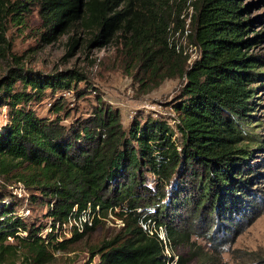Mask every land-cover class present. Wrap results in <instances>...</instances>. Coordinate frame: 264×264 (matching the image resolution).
Returning a JSON list of instances; mask_svg holds the SVG:
<instances>
[{"label": "trees", "instance_id": "trees-1", "mask_svg": "<svg viewBox=\"0 0 264 264\" xmlns=\"http://www.w3.org/2000/svg\"><path fill=\"white\" fill-rule=\"evenodd\" d=\"M33 6L42 20L41 40L51 43L77 30L90 35L89 45H121L130 58L127 70H143V88L149 80H185L172 103L173 123L148 115L126 128L97 88H79L88 78L79 69L27 67L12 50L9 26L25 24ZM250 9L241 0H197L186 9L177 0H0V60H12L0 78V110L8 111L0 126V183L19 185L28 203L45 208L31 219L16 193L0 190V262L20 254L30 264H46L107 220H121L113 237L91 245V264L94 257V264H170L174 255H166L159 235L142 222L164 226L174 244L188 243L190 235L179 231L172 210L215 208L238 223L235 214L250 209L241 205H251L238 194L253 155L244 124L250 122L253 83L264 77V57L250 53L264 38L250 36L255 20L244 16ZM74 39L72 50L80 41ZM184 39L200 47L193 61ZM68 91H94L93 111L65 122L72 113L63 96ZM49 94L58 96L49 108L54 117L34 108ZM33 206L26 209L32 213ZM87 209L95 220L83 232L63 239L45 233L51 223ZM188 260L179 256L177 264Z\"/></svg>", "mask_w": 264, "mask_h": 264}, {"label": "rangeland", "instance_id": "rangeland-1", "mask_svg": "<svg viewBox=\"0 0 264 264\" xmlns=\"http://www.w3.org/2000/svg\"><path fill=\"white\" fill-rule=\"evenodd\" d=\"M182 8L197 0H177ZM244 7L250 6V10L244 16L249 20H255L250 36L264 33V0H241ZM31 14L26 16L25 24L14 25L10 23L9 37L13 43L12 50L22 57L24 64L35 70L45 73L64 71L66 69H79L88 78L79 84L84 90L86 83L97 88V96L103 98L105 104L121 112L122 123L128 128L129 123L135 118L145 119L148 115L167 119L173 123L176 112L172 103L181 93L184 81L181 78H170L164 81L149 80L143 88L141 86V73L143 70L132 67V72L126 68L130 60L125 54L124 48L115 41L103 47L89 43L90 35L72 30L54 42L41 40L42 20L37 6H33ZM80 38L77 46L72 50L71 44L74 38ZM191 56V61L200 56V47L195 46L188 40L182 41ZM250 53L264 57V38L262 42L252 46ZM12 60H0V78L6 74ZM264 72V66L261 68ZM145 74L143 79H147ZM88 81V82H87ZM255 98L252 110L249 111L250 122L244 124V130L251 132L245 142L250 145L253 155L250 157V166L241 177L246 181V187L239 191L241 199H249L250 204L240 203L241 206H249L247 213L242 211L235 214L238 223H230L224 215L218 214L217 209L209 208L194 211L193 206L186 210L170 213L176 219V224L181 233L189 236L188 243L174 244L168 242L169 252L175 257L189 258L188 264H264V77L253 83ZM94 91L78 96L74 92H64L67 104L70 106L71 119L85 117L93 111L97 97ZM55 97L51 94L34 108L42 116L54 114L49 108ZM8 111L0 110V126L8 119ZM257 141L253 144L252 140ZM254 147V148H252ZM251 168V169H250ZM174 183V182H173ZM17 187H7L0 183V190L4 194L18 195L19 207L25 210L26 215L31 214V219L45 213L42 205L33 206L28 203V192ZM11 188V189H10ZM247 202V203H248ZM28 203V205H27ZM27 206H33L32 213ZM246 216H244V215ZM235 220V221H237ZM118 220H107L98 229L85 239L74 243L68 251L55 253L53 260L46 264H91L92 254L90 247L104 239L113 237L120 229ZM10 242H14L12 238ZM99 257H94L93 264L98 262ZM0 264H30L20 254L5 256ZM35 264V263H32Z\"/></svg>", "mask_w": 264, "mask_h": 264}, {"label": "built area", "instance_id": "built-area-1", "mask_svg": "<svg viewBox=\"0 0 264 264\" xmlns=\"http://www.w3.org/2000/svg\"><path fill=\"white\" fill-rule=\"evenodd\" d=\"M97 208L98 210H100L99 207ZM95 214L96 213H93L90 209L84 210L82 212L76 211L71 215H69L67 220L56 221L54 223H51L47 227L45 233L46 234L48 232L58 233L61 239L71 237L73 236L75 231L83 232L84 230H86L85 228L87 225H92L95 220ZM118 221L121 222V220ZM141 225L142 227H144L146 231L150 232L151 234L157 233L159 235V237L161 238V240L163 241L166 247V251H165L166 255L171 257L172 254L169 252V246H168V242L170 241V239L168 238V230L164 226L163 227L160 226V228L158 229L155 223L150 224L148 222L147 223L142 222ZM178 258H179L178 256L175 257L174 261L170 262V264H177Z\"/></svg>", "mask_w": 264, "mask_h": 264}]
</instances>
